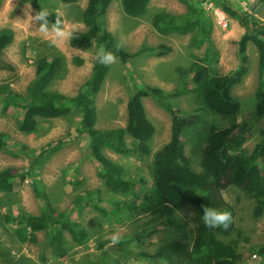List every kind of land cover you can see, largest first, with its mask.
<instances>
[{"label": "rangeland", "instance_id": "374dc122", "mask_svg": "<svg viewBox=\"0 0 264 264\" xmlns=\"http://www.w3.org/2000/svg\"><path fill=\"white\" fill-rule=\"evenodd\" d=\"M205 1H211L220 9L221 0H190L196 7L200 5L209 21L208 32L199 42L191 32L161 34L152 27L151 20L157 11L183 15L185 0H150L143 13L133 16L124 13L120 0H108L101 17L102 25L115 45L128 52L130 57L108 66L104 81L94 95L96 127L124 126L125 102L133 82L155 85L169 92L187 76L192 64H208L219 74L236 67L239 59L236 41L244 27L238 20L232 27L224 12L226 26L221 27L203 9ZM228 1L234 7L250 11L253 20L264 22V3L259 0ZM11 2L14 5L12 11L6 0H0V30H8L12 35L11 41L0 51V84L25 97L36 58L52 54L60 60V71L47 88L67 97L74 96L90 76L97 48L93 45L73 47L68 42L54 41L53 37L40 33L38 24H29L27 16L34 15L36 10L28 0ZM84 4L85 0L73 3L41 1L42 8L56 12L63 25L77 31L85 28L80 19ZM158 44H165L169 50L163 55H155ZM142 47L151 50L137 52ZM207 48L211 49L210 58L216 59L215 62L208 63L204 58ZM246 55L247 70L242 80L231 87V94L239 102L233 117L207 109L194 92L170 99L173 107L180 112L196 113L216 127L226 126L233 119L251 121L257 85L256 51L251 43L247 44ZM142 104L154 125L152 136L144 143L147 150L140 151L137 143L128 136L125 141L131 149L127 153H115L108 147L104 149L108 157L122 166L125 175L135 181L122 192L109 190L96 175L97 164L87 151V137L80 130L77 108L71 107L61 117L39 118L30 132L16 129L19 110H0V171L5 168L29 169L27 175L11 179V190L0 187V264H92L99 252L111 243L110 236L118 230L123 237L140 234L142 246L147 251H152L169 235L179 234L190 244L194 228L190 205L161 214L141 209L142 188L138 179L152 189V156L168 140L170 126L169 113L154 99L143 97ZM263 134L264 116L251 122L243 148L249 150ZM185 153L187 165L196 172L201 171L193 143L185 144ZM77 196L82 203L73 206ZM221 196L233 210V227L227 234L217 237L241 253L242 260L238 264H264V254L251 253L253 248L264 243V209L257 208L259 198L234 186L221 190ZM45 208L67 212L75 224L86 229L87 240L77 244L65 230L57 232L55 226L49 234L43 228L31 232L26 224L28 217ZM160 218L165 221L169 218L170 224L167 221L164 225L159 224ZM105 240L108 243L99 248V243ZM113 250H106L100 264H149Z\"/></svg>", "mask_w": 264, "mask_h": 264}, {"label": "trees", "instance_id": "16d2710c", "mask_svg": "<svg viewBox=\"0 0 264 264\" xmlns=\"http://www.w3.org/2000/svg\"><path fill=\"white\" fill-rule=\"evenodd\" d=\"M39 11L42 0H28ZM62 3H73L77 0H59ZM149 0H120L122 10L127 15L143 13ZM184 2V1H183ZM258 2L264 3V0ZM108 0H85L80 12V19L84 30L76 31L71 41L73 47L103 45L112 50L118 60L124 61L130 54L119 47L117 51L111 35L102 25L101 17L105 12ZM186 11L183 15H172L168 12L157 11L152 17L151 24L155 31L161 34L170 32H191L200 42L206 35L209 21L200 8L190 0H185ZM220 9L229 17L238 20L244 27L238 37V64L234 69L219 74L212 66L195 63L188 69L179 83L169 92L158 86L133 82L130 94L125 102L126 121L124 126L98 128L95 126L96 106L94 95L100 89L108 72V66L100 65L95 57L92 60L91 73L88 80L79 87L74 96L67 97L47 88L51 79L60 71V60L52 54H45L36 58L34 62L33 78L28 86L26 96L23 97L0 84V110L8 108L19 110L16 129L21 132L34 130L39 118L61 117L67 114L71 107L80 113V130L87 137V151L97 164L96 175L103 181L105 187L113 192L127 190L135 181L128 178L122 166L108 157L104 149L110 148L115 153L124 154L131 148L125 137L134 140L140 151H146L145 141L153 132L154 125L147 117L143 104V97H151L170 115L169 138L153 153L151 160L152 189L141 184V209L145 212H157L182 208L185 204L192 208L194 228L190 244L179 235H169L152 251L142 246L140 234L122 236L117 245L108 244L101 250L92 264L103 262L106 250L114 249L149 264H238L242 255L234 246L220 240L217 235H225L233 227V220L227 230L223 228H207L201 222V205L233 210L222 196L221 190L227 186H234L258 197L257 208L264 209V134L249 150L243 148L251 122L264 116V22L253 20L250 11H244L230 4L228 0L220 1ZM50 11V10H49ZM47 19L54 23L60 16L53 11ZM8 30H0V51L11 41ZM251 43L256 51L257 85L254 90L252 118L249 122L233 119L223 127H216L198 114L180 112L173 107L170 99L186 92H194L202 104L221 116L233 117L239 109L238 100L231 94V87L239 83L247 70V44ZM139 49L137 52L141 51ZM143 50H151L144 47ZM169 47L158 44L157 56L165 54ZM211 49L207 48L204 58L209 63L216 61L210 58ZM79 60V59H78ZM195 145L201 171L196 172L187 165L185 144ZM1 145V144H0ZM29 169L20 171L5 168L0 171V187L11 190V179L14 176L27 175ZM203 194V195H198ZM82 203L77 196L73 206ZM169 219V218H168ZM166 219L167 223L170 221ZM163 218L159 224H166ZM31 232L43 228L47 234L57 227V232L65 230L77 244L87 240V231L81 225L75 224L67 212H54L49 208L42 209L39 214L31 215L26 223ZM166 226V225H165ZM52 237V236H49ZM107 242L99 243V248ZM251 253L258 256L264 254V243L253 248Z\"/></svg>", "mask_w": 264, "mask_h": 264}, {"label": "clouds", "instance_id": "9594fccd", "mask_svg": "<svg viewBox=\"0 0 264 264\" xmlns=\"http://www.w3.org/2000/svg\"><path fill=\"white\" fill-rule=\"evenodd\" d=\"M6 5L12 11L14 5L11 0H6ZM223 12V11H222ZM51 12L47 8H40L34 15H28L27 19L29 24L36 23L39 25L40 33L45 36L53 37L54 41L67 42L71 41L74 33L77 31L75 28L63 25L59 19H55L54 23H50L47 17ZM27 15V13H26ZM119 45L116 46L117 51ZM95 60L105 67L110 66L117 62L118 57L114 51L105 48L101 45L95 52ZM198 195H203L199 194ZM202 214L201 222L207 228H223L227 230L232 223V213L227 209H220L209 205H201ZM122 239L121 231H116L110 236L111 245H117Z\"/></svg>", "mask_w": 264, "mask_h": 264}, {"label": "built area", "instance_id": "2783aa9c", "mask_svg": "<svg viewBox=\"0 0 264 264\" xmlns=\"http://www.w3.org/2000/svg\"><path fill=\"white\" fill-rule=\"evenodd\" d=\"M202 6H203V9L207 11V13H209L211 16L214 17V20L216 21L217 24L225 28L226 20L224 18V15L221 9L215 7L211 1H205Z\"/></svg>", "mask_w": 264, "mask_h": 264}, {"label": "crops", "instance_id": "0c3cea01", "mask_svg": "<svg viewBox=\"0 0 264 264\" xmlns=\"http://www.w3.org/2000/svg\"><path fill=\"white\" fill-rule=\"evenodd\" d=\"M150 1V0H149ZM149 3V2H148ZM229 17V16H228ZM230 19V25L232 26V27H234L235 26V23H237L236 21V19H234V18H231V17H229ZM239 27V26H238ZM242 30H241V34H242V32L244 31V28H241ZM228 72V71H227Z\"/></svg>", "mask_w": 264, "mask_h": 264}]
</instances>
